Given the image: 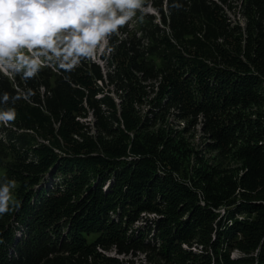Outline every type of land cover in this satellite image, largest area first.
I'll use <instances>...</instances> for the list:
<instances>
[{"label": "trees", "instance_id": "obj_1", "mask_svg": "<svg viewBox=\"0 0 264 264\" xmlns=\"http://www.w3.org/2000/svg\"><path fill=\"white\" fill-rule=\"evenodd\" d=\"M151 5L161 23L137 10L101 54L106 72L87 60L27 81L0 73V108L16 111L0 124V186L15 180L19 202L0 215V264H122L113 248L144 253L139 264H264V0H242L245 26L227 0ZM90 112L97 143L76 137ZM50 168L62 186L34 192Z\"/></svg>", "mask_w": 264, "mask_h": 264}, {"label": "clouds", "instance_id": "obj_2", "mask_svg": "<svg viewBox=\"0 0 264 264\" xmlns=\"http://www.w3.org/2000/svg\"><path fill=\"white\" fill-rule=\"evenodd\" d=\"M143 0H0V73L21 79L43 68L74 71L82 61L111 52L108 41L131 21ZM26 50V51H25ZM28 93L32 95L31 89ZM30 95H23L28 99ZM5 93L3 100H8ZM15 108H0V124L15 120ZM16 181L0 186V215L18 207Z\"/></svg>", "mask_w": 264, "mask_h": 264}, {"label": "rangeland", "instance_id": "obj_3", "mask_svg": "<svg viewBox=\"0 0 264 264\" xmlns=\"http://www.w3.org/2000/svg\"><path fill=\"white\" fill-rule=\"evenodd\" d=\"M153 1H157V0H143L142 2V8L140 10H144V13H149V14H152L156 17V21H158L159 23H161V20L159 18V14L158 12L156 11V9L154 8V6L151 5V3ZM228 1V4H230L232 6V9L231 10V13H229V16L231 17V20L233 22H237L239 24H241L242 26H245L246 24V17L244 16V14H242V11H241V4H242V0H227ZM147 4V5H146ZM141 22V21H140ZM139 23V20L137 18V12H136V15L135 17L129 21L126 25L122 26V28L125 27V29H135L137 27V24ZM115 36H120V34L116 35V34H113ZM109 43V41H108ZM191 46H188L187 49L189 48V51H194L196 49L194 48H190ZM26 51V50H25ZM95 62H97L98 64L101 65V67L103 68V71L106 72V62L102 59L101 57V54H98L96 59L94 60ZM117 65V66H120V63L119 62H115V64H111V66H109L108 70L109 72L113 71L114 70V66ZM12 72L11 70H9V73L7 75H11ZM159 82H155L156 85H158ZM112 95L114 96V100H115V104L117 105V108H118V116L120 118V123H121V127L124 128V120L121 116V112H120V96L116 93H112ZM146 107H148V104H145V105H140V109H146ZM75 121H76V125H77V140L81 141L82 140V134H85V135H89V134H92L91 137H92V140L95 141L97 143V134L98 132H96V126L94 127L95 123V119H94V116L92 115V113H88L87 116H79V117H76L75 118ZM189 121V119H188ZM199 124L198 126H196L194 129L191 130V132L186 135L187 137V140L190 141V144L191 146H196V147H199L198 145H200V143H204L205 142V136L204 134L201 132V122L200 120L198 121ZM183 124V123H182ZM56 128H58L59 126V123L55 124ZM131 132V135L132 133H134V131H130ZM40 140H44L42 137H39ZM49 139V140H48ZM48 139L45 140L48 144L50 145L51 141H54L56 139H59V135L54 132L53 135H49L48 136ZM55 150H57L55 148ZM215 152H211V154ZM212 154V155H214ZM131 157H129L128 159H130ZM53 168H50L47 172H45V174L43 175L42 178H40V181L37 185L34 186L33 190L34 192L37 191L39 188H41L43 185V187H45L46 184H49L53 181V183L57 182V184L59 186H62L63 184V179L65 178L64 176L62 175H54V172L55 170H52ZM0 173H1V168H0ZM54 175V176H53ZM69 175V174H68ZM71 177V175H69ZM53 180H52V179ZM112 180H113V177L109 178L107 181H106V184L103 186V189L105 191L108 190L109 188V185L112 183ZM95 183V182H94ZM56 184V183H55ZM58 185L56 187V185H53L52 186V189L49 190L48 189V194L51 192V191H57L58 190ZM51 188V187H50ZM75 200V198L73 199ZM119 211V210H118ZM116 214H117V211H114ZM151 216H153L152 213H149V212H144L143 214V217L144 218H151ZM119 217H116V220H118ZM15 218H13L11 220V230H12V226L14 225L16 227V234H15V239H18V235L19 233L22 232V229L25 227L21 224V222L17 223L16 221L14 222ZM141 220H139L138 222L134 223L133 226H132V230L134 232L137 231V228L139 226H141ZM21 225V226H20ZM15 229V228H14ZM13 247V246H12ZM10 247V252L12 253L13 252V248ZM10 253V254H11ZM106 255L108 256H112V257H116V256H119L122 258L123 262L122 264H139L141 262L143 263H146V260L144 258V253H137L136 255H131V254H128V255H124V254H118L117 251L113 248L111 250H108V251H105ZM132 261H134V263H132Z\"/></svg>", "mask_w": 264, "mask_h": 264}]
</instances>
